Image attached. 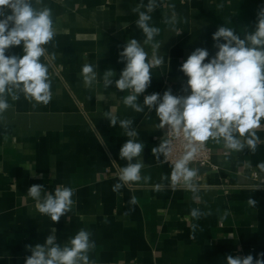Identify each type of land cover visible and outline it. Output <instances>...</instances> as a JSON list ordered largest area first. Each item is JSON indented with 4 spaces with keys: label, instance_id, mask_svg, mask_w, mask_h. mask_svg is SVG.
Returning a JSON list of instances; mask_svg holds the SVG:
<instances>
[{
    "label": "crops",
    "instance_id": "obj_1",
    "mask_svg": "<svg viewBox=\"0 0 264 264\" xmlns=\"http://www.w3.org/2000/svg\"><path fill=\"white\" fill-rule=\"evenodd\" d=\"M141 2L148 0H43L55 30L40 58L48 68L51 100L36 104L19 93L17 100L7 97L10 107L0 114V264H24L31 255L25 245L43 244L52 227L60 244L81 229L89 231L96 245L89 258L95 264H226V255L264 252V171L257 167L264 162V119L256 130L261 143L255 153L226 149L222 139L207 141L212 165L189 167L197 170L194 193L171 180L164 157L166 125L160 126L156 112L145 107L138 113L122 102L127 90L104 87V71L112 69L119 78L124 64L118 54L127 40L137 39L152 56L132 12ZM156 2L149 23L160 29L154 40L164 62L150 70L151 85L140 103L144 95L168 88L186 95L187 78L179 66L190 53L201 47L214 55L212 34L219 26L234 28L243 38L255 29L264 6V0ZM173 13L175 23H166ZM13 54L22 56V45L6 52ZM85 64L96 66L90 87L81 75ZM109 111L118 120H133L137 139L145 144L141 180L119 193L112 187L127 165L119 149L129 138L119 123L110 126ZM154 147L163 151L153 156ZM34 184L53 193L60 185L75 189L72 210L58 223L40 214L27 195ZM132 196L135 205L129 203ZM250 197L255 208L247 203ZM194 208L207 215L192 218ZM192 224L198 225L194 238Z\"/></svg>",
    "mask_w": 264,
    "mask_h": 264
},
{
    "label": "clouds",
    "instance_id": "obj_2",
    "mask_svg": "<svg viewBox=\"0 0 264 264\" xmlns=\"http://www.w3.org/2000/svg\"><path fill=\"white\" fill-rule=\"evenodd\" d=\"M42 4L43 0H0V114L10 107L7 97L17 100L19 93L36 104L46 105L51 100L48 68L40 58L46 52L43 46L53 40L55 30L52 11ZM156 7V0H148L147 5L141 2L132 9L138 15L135 24L146 37L143 44L152 48L151 58L141 42L135 38L127 40L118 54V62L124 64L119 78L114 79L116 72L112 69L104 71V87L114 85L121 92L127 90L129 94L122 101L126 107L138 113L145 107L154 110L160 126L168 125L182 132L189 145H203L209 139L220 142L222 139L226 149L241 152L247 148L255 153L261 143L256 130L264 119V6L257 13L255 29L244 32L243 38L234 28L219 26L212 34L213 47L217 49L214 55L210 56L208 49L201 47L190 53L179 66V71L187 78V87L182 89L186 95H175L168 88L163 94L144 95L143 103H140L139 96L151 85L150 70L164 62L163 57L157 55L160 42L154 40L160 29L149 23L150 14ZM175 20L173 13L166 23L174 24ZM21 45L22 56L6 55L9 49ZM95 68L91 64L82 66L81 75L86 86L90 87L96 80ZM105 118L112 127L119 123L129 138L119 149V157L126 160L127 165L120 169V182L112 187L113 192L119 193L125 184L141 180L145 144L138 141L133 120H118L114 111L106 112ZM158 150L163 151V148H152L153 156ZM194 152L195 148L175 161L171 180L175 184L182 179L195 193L192 180L197 170L188 167ZM257 167L264 171V162ZM143 179L148 181L150 176ZM74 192L75 189L60 185L53 193L45 191L42 184H34L29 187L27 195L36 201L40 214L58 223L72 210ZM129 203L137 204V198L132 196ZM247 203L253 208L257 206V201L251 197ZM190 215L199 220L207 213L194 208ZM197 228V224L191 225L192 238ZM55 233L56 229L52 227L43 244L25 245L31 255L25 257L24 264H95L89 258L90 250L96 246L89 231L81 229L63 244L57 242ZM226 264H264V252L256 257L252 254L226 255Z\"/></svg>",
    "mask_w": 264,
    "mask_h": 264
},
{
    "label": "built area",
    "instance_id": "obj_3",
    "mask_svg": "<svg viewBox=\"0 0 264 264\" xmlns=\"http://www.w3.org/2000/svg\"><path fill=\"white\" fill-rule=\"evenodd\" d=\"M165 136L166 146L164 149V157L165 160L171 165L172 170L175 161L182 158L188 151H191L193 148H195V152L188 164V167H206L212 165V150L207 145V142L203 145H189L188 142L184 139L182 132H177L168 125H166ZM176 183L181 184L184 182L181 179Z\"/></svg>",
    "mask_w": 264,
    "mask_h": 264
}]
</instances>
